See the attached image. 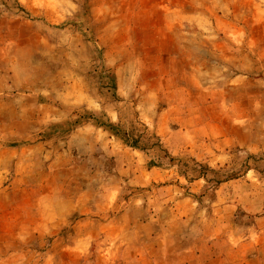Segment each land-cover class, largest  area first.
<instances>
[{"label":"rangeland","instance_id":"rangeland-1","mask_svg":"<svg viewBox=\"0 0 264 264\" xmlns=\"http://www.w3.org/2000/svg\"><path fill=\"white\" fill-rule=\"evenodd\" d=\"M3 1L0 146L24 135L15 126L29 117L15 112H97L93 124L140 152L144 168L156 167L154 189L183 191L200 202L203 220L223 221L225 230L250 220L241 208L220 211L213 200L218 188L223 204L264 189L251 183L252 174L264 177V112H246L245 98L247 89L264 93V0ZM199 15L203 24L186 19ZM174 44L189 50L170 58L157 52ZM12 60L20 68H7ZM216 91L227 100L219 110L229 112H215ZM104 112H120V120L108 122ZM57 175L62 188L71 171ZM9 183L0 182V264H76L46 257L66 230L13 227L35 189L33 182ZM224 251L262 254L264 246Z\"/></svg>","mask_w":264,"mask_h":264},{"label":"crops","instance_id":"crops-1","mask_svg":"<svg viewBox=\"0 0 264 264\" xmlns=\"http://www.w3.org/2000/svg\"><path fill=\"white\" fill-rule=\"evenodd\" d=\"M170 17L174 14L168 13ZM186 19L205 22L201 15ZM188 50L174 44L170 51L157 52L168 53L166 58H170L173 52ZM10 62L7 68H20ZM213 97L215 112H229L219 110L227 101L222 93L216 91ZM245 98L251 105L246 112H264V104L255 108V101L264 103V93L256 97L247 89ZM95 113L84 112L81 118L75 112H15L29 117L26 123L13 124L24 135L14 139L16 143L0 146V182L10 180L12 189L17 182H33L30 187L35 189L29 200H23L29 207L16 210L10 220L13 227L40 234L66 230L55 238L51 244L55 249H47L46 257L76 264H264V252L224 251V246H264V189L255 190L252 198L233 197L225 204L220 199L222 190L216 189L213 202L220 211L241 208L250 220L230 224L226 230L223 221L207 222L201 216L200 202L183 191L154 189L156 167L144 168L140 152L93 124ZM104 114L113 123L121 116L120 112ZM6 123L1 126L6 128ZM155 126L160 128V121ZM31 136H36L35 141L31 142ZM71 149L77 150V156L65 159ZM59 166L71 171L62 188L58 186L62 184L57 178ZM251 176L259 184L251 182L256 187L264 185V177Z\"/></svg>","mask_w":264,"mask_h":264}]
</instances>
